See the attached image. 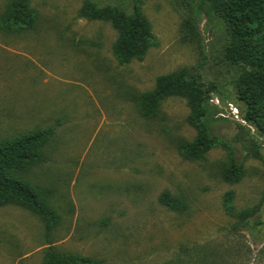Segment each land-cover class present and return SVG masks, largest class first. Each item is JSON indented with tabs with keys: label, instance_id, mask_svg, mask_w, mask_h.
Segmentation results:
<instances>
[{
	"label": "rangeland",
	"instance_id": "374dc122",
	"mask_svg": "<svg viewBox=\"0 0 264 264\" xmlns=\"http://www.w3.org/2000/svg\"><path fill=\"white\" fill-rule=\"evenodd\" d=\"M8 1L0 0V14ZM27 1L33 27L0 28V141L55 126L40 148L43 157L19 174L57 217L46 233L28 208L0 205V264H42L50 245L101 264H164L196 244L244 259L234 238L250 245L254 264L264 223L254 234L244 227L231 234L234 219L223 200L255 209L254 218L264 221V135L243 120L232 85L237 67L222 59L223 26L201 12L199 34L188 35L184 17L196 0H89L126 12L137 4L147 18L151 45L121 62L111 23L80 15L88 0ZM179 68L200 71L223 88V102L212 99L220 117L212 131L220 141L199 157L181 151L196 136L184 96L164 97L150 116L138 104ZM232 163L241 174L230 180ZM164 191L187 209L163 206Z\"/></svg>",
	"mask_w": 264,
	"mask_h": 264
},
{
	"label": "trees",
	"instance_id": "16d2710c",
	"mask_svg": "<svg viewBox=\"0 0 264 264\" xmlns=\"http://www.w3.org/2000/svg\"><path fill=\"white\" fill-rule=\"evenodd\" d=\"M201 12L208 20H216L223 26L225 41L221 48L222 59L237 67L232 85L237 103L244 106H240L243 120L264 135V0H196L192 13L184 17L183 22L185 32L192 37L199 34L196 20ZM80 15L111 23L118 34L113 46L114 53L121 62L141 57L152 43L149 22L137 4L132 11L126 12L118 6H97L88 0L81 7ZM33 25L34 16L27 0H9L0 14L2 29L32 28ZM203 55L200 68L206 63V56ZM222 93V85L216 80L203 78L200 71L179 68L160 77L157 87L142 94L138 104L144 114L150 116L164 97L170 94L184 96L189 106L187 121L195 128L196 136L191 141L183 142L181 151L192 158L202 156L220 141L212 131L213 121L220 119L217 117L219 106L212 99L217 96L223 102ZM54 129L55 126L51 125L0 141V205L14 203L28 208L44 221L46 233H50L55 223L56 212L34 185L19 173L29 162L43 157L40 148L49 140ZM240 174L241 167L232 163V171L227 178L233 180ZM159 202L169 210L181 212L187 209L183 199L168 191L159 196ZM223 207L226 214L234 219L230 227L233 235L242 227L254 234L259 223H264L254 218L255 209H236L229 197L223 200ZM232 240L233 244L238 242L235 244L238 249L229 245V250H240L244 259L227 258L217 254L218 247L206 250L204 246L196 244L185 250L187 255L164 264H249L252 254L250 245L244 242V238L241 242L235 238ZM254 260V264H264V243ZM101 263L102 259L58 252L51 245L47 247L42 261V264Z\"/></svg>",
	"mask_w": 264,
	"mask_h": 264
}]
</instances>
